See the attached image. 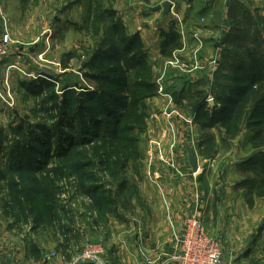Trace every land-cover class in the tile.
Masks as SVG:
<instances>
[{
    "label": "rangeland",
    "instance_id": "obj_1",
    "mask_svg": "<svg viewBox=\"0 0 264 264\" xmlns=\"http://www.w3.org/2000/svg\"><path fill=\"white\" fill-rule=\"evenodd\" d=\"M133 1L7 0L6 9L0 2L9 20L0 22V35L10 29L17 42L0 61V252L6 249L7 240L13 264H51L56 256L64 264H75L91 246L103 249L102 260L92 264H117L110 262L115 245L109 243V253L105 246L106 215L111 213L105 202L117 201L121 181L114 162L117 141L123 135L121 130L113 137L114 116L126 126L125 135H133L128 126L141 127L156 120V115L163 114L172 122L194 123L200 145H204L200 154L209 160L206 169H212L209 164L215 157L221 158L219 168L226 169L237 154L244 155L246 163L256 157L264 164V84L257 85L238 106L225 103L233 85L231 67L245 59L248 48L227 50L220 43L221 48L210 51L208 43L197 37L207 24L202 19L206 10L202 0H183L192 12H187L188 19L186 14L175 16V24L182 21L184 26L181 31L175 26L167 34L174 38L166 48L170 60L162 65L144 56L140 63L139 56L135 62L126 60L122 55L125 45L133 36L139 37L137 27L143 25L123 17L129 8L144 7ZM169 1L172 6L167 15L177 5V0ZM19 38L32 40L33 45L26 46ZM201 42L204 48H196L195 43ZM107 48L119 60L105 61ZM254 49L264 53V42ZM20 57L28 60L14 62ZM7 60L13 63L8 65ZM207 62H213L214 68ZM10 65L15 68L9 71ZM43 68L59 76H48ZM165 75L169 80L160 81ZM122 82L129 84L126 92ZM151 83L168 100L162 113L148 104L154 97H146ZM112 97L121 98L122 106L110 107ZM144 132L143 125L135 133L140 138ZM45 133L55 136L48 164L43 154L50 147L39 144ZM132 144L125 143L131 151ZM109 152L112 157L107 164ZM88 190L95 196H88ZM34 247L37 257L32 255ZM42 247L48 248L45 257Z\"/></svg>",
    "mask_w": 264,
    "mask_h": 264
},
{
    "label": "crops",
    "instance_id": "obj_2",
    "mask_svg": "<svg viewBox=\"0 0 264 264\" xmlns=\"http://www.w3.org/2000/svg\"><path fill=\"white\" fill-rule=\"evenodd\" d=\"M166 1L169 0H149L150 3L134 0L135 4L143 3L144 7L140 4L137 9L129 8L123 16L135 25L143 22L137 27L140 44L144 57L155 65L167 62L164 61L168 59L166 48L174 39L167 34L176 30L175 26L179 31L184 26L182 21H178L182 24H175V16L186 14L188 19L187 12H192L186 9L188 4L183 0H177V5L174 3L172 14L152 12L154 6ZM0 2L6 9L7 0ZM145 3H149L148 8ZM201 6L206 9L202 19L207 24L198 30L202 35H197L200 36L197 40L208 43L210 51L221 48L220 43H224L227 50L237 45L255 47L257 44L248 41L247 35H258L257 42H264V0H202ZM145 11L151 14L139 15V12ZM6 12L4 18L9 22ZM7 31L11 34L10 29ZM24 40H21L24 45H33L32 40ZM16 43L13 40L11 51ZM195 47L204 48V45L195 43ZM27 49L24 48V51L27 52ZM175 59L178 61L179 57ZM18 60L28 59L20 57L14 62L18 64ZM5 62L8 65L13 63L11 60ZM211 67L214 68L213 62ZM189 77L193 80L196 75ZM168 80L165 75L160 81ZM152 96L148 104L155 106L157 113H162L167 98L161 97L158 90ZM144 128L143 137L136 135L134 139V153H124L115 160L121 181L117 184V201L110 199L106 203L111 211L106 215L109 226L106 253H109L107 246L110 242L115 245V254L112 257L109 254L110 262L176 264L185 221L190 216H196L203 221L208 238L219 245L226 259L241 264H264V173L260 174L259 170L246 163L244 155L237 153V158L234 155L233 164L228 168H219L221 158L215 157L209 164L212 169H206L209 160L200 154L204 145H200L198 129L192 122H172L162 114L160 118L156 115V120L146 121ZM141 130L137 128L135 131L139 133ZM190 150L196 169L191 162ZM244 165L248 168H242ZM102 236L104 246V231ZM4 242L6 249L0 252V264H13L15 260L9 254L11 246L7 240ZM46 249L42 247L44 257ZM51 264L64 263L56 256Z\"/></svg>",
    "mask_w": 264,
    "mask_h": 264
},
{
    "label": "trees",
    "instance_id": "obj_3",
    "mask_svg": "<svg viewBox=\"0 0 264 264\" xmlns=\"http://www.w3.org/2000/svg\"><path fill=\"white\" fill-rule=\"evenodd\" d=\"M257 37L258 35H253V36L247 35L246 39L248 41L253 42L254 44H257L255 46L257 47L259 44H261L260 42H257ZM125 48H126L125 49L126 53H123L122 55L124 58H126V60H131L135 62V59L137 56H139V61H138L139 63L141 62V59H140L141 57L143 60L144 53L142 52V46L140 44V38L138 36H133V38L130 41H128V44L125 45ZM237 48L242 49V51L246 48H248V50L246 51L245 59H240L236 61V63L232 65L231 67V71L233 72L232 73L233 77H231V82L233 83V85L229 87L230 95L226 98L225 103L233 104L235 106H238L240 103H242L247 98V96L257 88V85L264 84V53H261L257 49H254V47H250V45H245V46L237 45ZM110 50L111 48L104 49V55H105L104 60L108 62H110L109 60H112V59L113 61L119 60V59H116L115 56L109 53ZM121 86L122 88L125 89L122 91L126 92L128 90L129 84H127L126 82H122ZM146 89H149L150 91L146 97H148L151 94L153 95L155 93V87L153 83L148 84ZM108 102L111 105L110 107L117 108L119 106H122V102L124 101L121 98L112 97V100L108 99ZM261 102L264 104V100ZM200 109L201 107H199V110ZM113 118L115 119H113L111 123L112 126L110 128V130L112 129L113 131V137H116L117 132H120L121 130L122 131L119 134L123 135L122 139L119 138V141H117L120 143H118V146H117L119 148L116 154V158L124 153H131V152L134 153V151H131L125 145V143H132V142L134 143L135 142L134 139L136 137L135 130L137 128H140V129L143 128L144 124H142L141 127H139L138 125H130V126L127 125L128 126L127 128H129L128 132L132 133L133 135H125L124 134L125 130L123 127H126V126L124 125V123L122 124V122L120 121L116 122V116H114ZM67 127H69L70 130H74L75 128L74 125L72 124H68ZM98 130L102 131L103 129L101 126H99ZM88 134L91 135V133H88ZM44 136H45V139L43 141H39V144L47 145L48 147H50V149H48L43 154L44 159H45L44 162L48 164L52 158L50 154L53 149L51 142H53V138L55 136L53 134L48 135L47 133H45ZM110 146H112V144ZM131 149H133V144L131 146ZM109 153L107 154V157H106L107 164H108V161L111 160V157H112L111 152ZM114 163H116V167H117L118 163L117 162H114ZM248 163L252 165L253 168H255V170H259L260 174L264 173V164H262L260 158L254 157ZM41 166H42V162H41ZM86 194L88 196H93V197L95 196L93 190H88ZM107 202L108 201H106L105 204ZM32 255L36 257L39 255V252L36 247L32 249Z\"/></svg>",
    "mask_w": 264,
    "mask_h": 264
},
{
    "label": "built area",
    "instance_id": "obj_4",
    "mask_svg": "<svg viewBox=\"0 0 264 264\" xmlns=\"http://www.w3.org/2000/svg\"><path fill=\"white\" fill-rule=\"evenodd\" d=\"M4 21V11L0 5V22ZM12 44L13 40L8 31H5L4 35H0V61L9 54L8 49ZM14 68L12 65L8 66L9 71ZM208 101H211V98ZM179 244L176 264H241L223 256L220 247L208 238L203 221L196 216H190L185 221V231ZM102 254L101 246H91L84 252L82 259H91L93 262H97Z\"/></svg>",
    "mask_w": 264,
    "mask_h": 264
},
{
    "label": "water",
    "instance_id": "obj_5",
    "mask_svg": "<svg viewBox=\"0 0 264 264\" xmlns=\"http://www.w3.org/2000/svg\"><path fill=\"white\" fill-rule=\"evenodd\" d=\"M171 6H172L171 2L170 1H166L163 5H158L157 7H154L151 10L154 13L163 10L164 15H167L170 12V10H171ZM42 72L45 73L48 76H51V77H58L59 76L58 74L53 73L50 69H47V68H43ZM182 88H183V86L179 85V89L181 90ZM189 154H190L191 162H192L194 168L196 169L195 158H194L192 150L189 151ZM87 263L88 264H92L93 260H91V259H82V260L78 261L76 264H87Z\"/></svg>",
    "mask_w": 264,
    "mask_h": 264
}]
</instances>
